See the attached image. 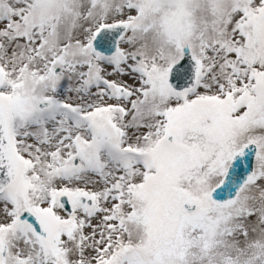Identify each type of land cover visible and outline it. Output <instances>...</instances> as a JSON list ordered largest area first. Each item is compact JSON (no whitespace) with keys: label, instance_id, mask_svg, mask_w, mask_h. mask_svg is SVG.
Here are the masks:
<instances>
[{"label":"snow or ice","instance_id":"obj_1","mask_svg":"<svg viewBox=\"0 0 264 264\" xmlns=\"http://www.w3.org/2000/svg\"><path fill=\"white\" fill-rule=\"evenodd\" d=\"M0 264H264V0H0Z\"/></svg>","mask_w":264,"mask_h":264}]
</instances>
